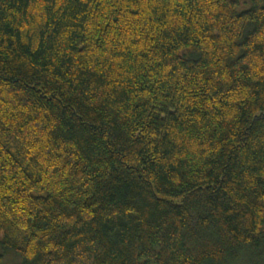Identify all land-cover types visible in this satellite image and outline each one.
Masks as SVG:
<instances>
[{
	"label": "trees",
	"instance_id": "16d2710c",
	"mask_svg": "<svg viewBox=\"0 0 264 264\" xmlns=\"http://www.w3.org/2000/svg\"><path fill=\"white\" fill-rule=\"evenodd\" d=\"M264 264V0H0V264Z\"/></svg>",
	"mask_w": 264,
	"mask_h": 264
},
{
	"label": "rangeland",
	"instance_id": "374dc122",
	"mask_svg": "<svg viewBox=\"0 0 264 264\" xmlns=\"http://www.w3.org/2000/svg\"><path fill=\"white\" fill-rule=\"evenodd\" d=\"M11 256H15L17 257L15 254L13 253H8L4 256V261L3 264H13L15 262V258L11 257ZM18 258V257H17ZM19 259V258H18ZM20 262V260H19ZM19 262H17L16 264H18Z\"/></svg>",
	"mask_w": 264,
	"mask_h": 264
}]
</instances>
